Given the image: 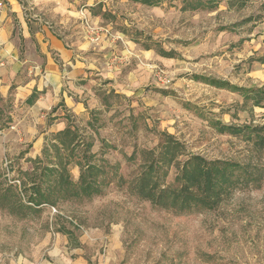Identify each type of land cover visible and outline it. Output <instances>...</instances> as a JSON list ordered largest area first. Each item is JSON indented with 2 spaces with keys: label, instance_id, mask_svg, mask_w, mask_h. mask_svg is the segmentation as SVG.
I'll return each instance as SVG.
<instances>
[{
  "label": "rangeland",
  "instance_id": "obj_1",
  "mask_svg": "<svg viewBox=\"0 0 264 264\" xmlns=\"http://www.w3.org/2000/svg\"><path fill=\"white\" fill-rule=\"evenodd\" d=\"M68 1L50 22L82 54L86 92L1 144L0 264H264V98L247 95L264 90V0ZM196 158L251 177L183 205Z\"/></svg>",
  "mask_w": 264,
  "mask_h": 264
},
{
  "label": "crops",
  "instance_id": "obj_2",
  "mask_svg": "<svg viewBox=\"0 0 264 264\" xmlns=\"http://www.w3.org/2000/svg\"><path fill=\"white\" fill-rule=\"evenodd\" d=\"M69 11L68 0H0V146L38 137L36 125L24 127L59 100L70 112L80 111L88 77L83 56L68 49L50 22H62L60 16ZM7 109L15 110L4 119ZM34 146L35 152L42 149V143Z\"/></svg>",
  "mask_w": 264,
  "mask_h": 264
},
{
  "label": "trees",
  "instance_id": "obj_3",
  "mask_svg": "<svg viewBox=\"0 0 264 264\" xmlns=\"http://www.w3.org/2000/svg\"><path fill=\"white\" fill-rule=\"evenodd\" d=\"M137 1V0H135ZM143 4H146L148 6H153L154 5V0H143ZM147 50H151L150 48ZM175 53H166L162 52L160 56L167 58V59H172L175 57ZM259 62L264 65V58L260 59ZM212 85H215L216 87L220 88H228L231 89L232 86H230L227 83H221V82H213ZM236 91H240L238 88H233ZM242 91V90H241ZM248 94H254L255 98H259L260 102L264 98V90L263 89H257V90H250L247 91ZM247 97V96H246ZM260 105V104H258ZM56 112V110H54ZM233 128L225 127L223 130L225 131H232ZM68 130H65L64 132H67ZM252 134H254V144L255 147H257L259 150H264V128H260L259 130L253 129L251 130ZM175 146V145H174ZM199 158H196L194 162L192 161L193 165L195 166V169L193 170L194 172H188L187 170L183 169L181 171V179H183V182L186 184L184 188H182V191L180 190L179 194H177L176 197L179 195H182L183 200L182 204L183 205H192V204H198L199 205H210L209 202L203 200L204 197L208 196H214L217 199H220L223 194H225V190L228 189L229 187H232L235 185L233 183V178L235 176V171L237 170H242V174L244 177H246V181L250 175L249 172L247 171L246 167H239V166H234V164H226V163H213L212 167H204L203 163H198ZM203 181V182H202ZM202 185L203 188L200 187V193L201 197L204 196L203 198H200L197 196L195 193L191 192L190 188H194L197 186ZM187 186V187H186ZM152 189V188H151ZM152 191V190H151ZM150 191V192H151ZM184 191V192H183ZM39 197V196H38ZM42 197V195H41ZM175 197V198H176ZM167 198V197H166ZM194 201V202H193ZM193 202V203H192ZM42 203L38 200H36V205L35 206H41Z\"/></svg>",
  "mask_w": 264,
  "mask_h": 264
},
{
  "label": "built area",
  "instance_id": "obj_4",
  "mask_svg": "<svg viewBox=\"0 0 264 264\" xmlns=\"http://www.w3.org/2000/svg\"><path fill=\"white\" fill-rule=\"evenodd\" d=\"M2 66H4V62H3V60L0 57V67H2Z\"/></svg>",
  "mask_w": 264,
  "mask_h": 264
}]
</instances>
